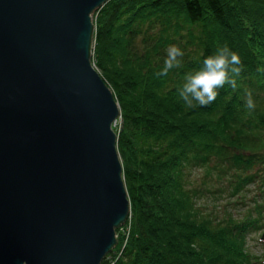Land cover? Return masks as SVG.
Returning <instances> with one entry per match:
<instances>
[{"label": "trees", "instance_id": "16d2710c", "mask_svg": "<svg viewBox=\"0 0 264 264\" xmlns=\"http://www.w3.org/2000/svg\"><path fill=\"white\" fill-rule=\"evenodd\" d=\"M92 24V62L120 109L116 148L130 204L128 236L101 264H264L249 248L264 230V0H110ZM225 43L244 64L237 88L187 108L185 75ZM171 44L184 51L183 67L157 76ZM196 169L226 178L237 199L203 213ZM249 186L260 199L233 213Z\"/></svg>", "mask_w": 264, "mask_h": 264}, {"label": "water", "instance_id": "95a60500", "mask_svg": "<svg viewBox=\"0 0 264 264\" xmlns=\"http://www.w3.org/2000/svg\"><path fill=\"white\" fill-rule=\"evenodd\" d=\"M108 1L0 0V264H101L127 220L120 109L90 61Z\"/></svg>", "mask_w": 264, "mask_h": 264}, {"label": "clouds", "instance_id": "9594fccd", "mask_svg": "<svg viewBox=\"0 0 264 264\" xmlns=\"http://www.w3.org/2000/svg\"><path fill=\"white\" fill-rule=\"evenodd\" d=\"M184 55V51L177 44L169 45L166 48L163 67L156 75L165 76L172 69L182 68ZM243 69L244 64L239 53L225 43L218 46L211 55L206 56L198 69L185 75L179 96L189 109L197 106L208 107L216 101L219 90L225 85L237 88V78ZM257 71L264 73V66L259 67ZM244 99L245 107L249 111L256 108L252 90L245 89Z\"/></svg>", "mask_w": 264, "mask_h": 264}, {"label": "rangeland", "instance_id": "374dc122", "mask_svg": "<svg viewBox=\"0 0 264 264\" xmlns=\"http://www.w3.org/2000/svg\"><path fill=\"white\" fill-rule=\"evenodd\" d=\"M92 49H93V47H92ZM92 56H93V53L91 54V59H90L91 65L96 70L94 63L92 62L93 61ZM102 80H103V78H102ZM103 82L105 83L107 88H109L104 80H103ZM109 90H110V88H109ZM111 93H112V91H111ZM120 127H121V119L118 122V125L116 127H114V125L112 124L111 129L116 134V132L119 131ZM120 162H121V160H120ZM205 179H207V182H206V185L203 186L202 183ZM192 180L195 182V185L203 188L202 194L198 198V204L202 206L201 210L203 213H218L225 206V204H228L229 201L234 202L237 199L236 197H231L229 195V193L227 192V189H226L227 188V179L226 178L220 179L219 181L216 178H212V179L206 178V177H204V172L201 169H196L192 175ZM216 188H221L223 192L221 194H217ZM206 190L212 191L213 193H208ZM259 199H260L259 194L256 193V190L254 189V187L249 186L245 192L240 194V200H239L240 205L237 207H231L230 210H232L233 213H235V214L238 212L240 215L244 214L247 210H249L251 208L252 202L254 200H259ZM234 216L236 217V215H234ZM129 223H130V221L125 222L122 226H120V228L118 230V232H119L118 234H116V230H115L116 241H117L119 234L125 236V239L127 238L128 233H129L128 232L129 231ZM263 234H264V230L260 231L259 233L253 234L251 240L249 241L250 251L255 256H259V255L264 253V241H261V238H260V236H262ZM107 262H111L110 259Z\"/></svg>", "mask_w": 264, "mask_h": 264}, {"label": "built area", "instance_id": "2783aa9c", "mask_svg": "<svg viewBox=\"0 0 264 264\" xmlns=\"http://www.w3.org/2000/svg\"><path fill=\"white\" fill-rule=\"evenodd\" d=\"M120 121V117H118V119H116L114 122H113V125L114 127H116L118 125V122Z\"/></svg>", "mask_w": 264, "mask_h": 264}]
</instances>
